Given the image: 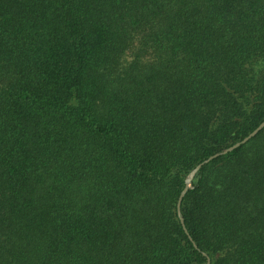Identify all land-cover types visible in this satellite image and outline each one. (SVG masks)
Listing matches in <instances>:
<instances>
[{"label": "trees", "instance_id": "16d2710c", "mask_svg": "<svg viewBox=\"0 0 264 264\" xmlns=\"http://www.w3.org/2000/svg\"><path fill=\"white\" fill-rule=\"evenodd\" d=\"M263 121L264 0H0V264H264Z\"/></svg>", "mask_w": 264, "mask_h": 264}, {"label": "water", "instance_id": "95a60500", "mask_svg": "<svg viewBox=\"0 0 264 264\" xmlns=\"http://www.w3.org/2000/svg\"><path fill=\"white\" fill-rule=\"evenodd\" d=\"M264 129V121L263 123H261L259 125V127L254 130L250 135H248L246 138H244L241 142L239 143H236L235 145H233L231 148H229L228 150L224 151L223 154H226L228 152H232L234 151L235 149L239 148L242 144H246L248 143L252 138H254L255 136H257V134ZM181 202H182V198L180 199L179 201V204H178V209H179V213H180V208H181ZM210 264V262L208 263Z\"/></svg>", "mask_w": 264, "mask_h": 264}, {"label": "rangeland", "instance_id": "374dc122", "mask_svg": "<svg viewBox=\"0 0 264 264\" xmlns=\"http://www.w3.org/2000/svg\"><path fill=\"white\" fill-rule=\"evenodd\" d=\"M193 179V175L189 177L188 183L190 184L191 180Z\"/></svg>", "mask_w": 264, "mask_h": 264}]
</instances>
